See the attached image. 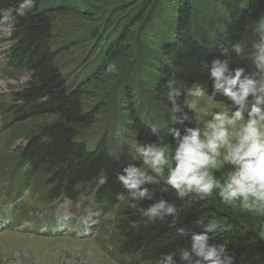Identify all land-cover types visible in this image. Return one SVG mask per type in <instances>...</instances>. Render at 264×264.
Here are the masks:
<instances>
[{
	"label": "trees",
	"instance_id": "trees-1",
	"mask_svg": "<svg viewBox=\"0 0 264 264\" xmlns=\"http://www.w3.org/2000/svg\"><path fill=\"white\" fill-rule=\"evenodd\" d=\"M19 3L0 0V8L15 9ZM70 14L81 26H90L85 31L58 26ZM262 15L264 0H35L5 37L12 44L8 71L25 70L32 80L0 111L7 145L25 139L17 153L0 157V172L12 165L23 169L21 185L34 183L33 190L46 203L63 198L74 203L103 182L94 200L102 213L119 208L112 224L116 247L110 255L120 264H156L161 253L189 245L213 220L218 228L208 233L209 243L224 244L233 264H264V217L252 220L238 205L223 204L216 190L203 200L195 194L178 197L160 177L142 185L151 199L131 201L116 179L124 169L143 163L137 148L172 145L174 132L183 136L197 127L194 111L187 107L193 96L189 89L200 88L235 110L222 93L214 92L210 70L214 61L228 60L226 74L236 69H243L244 76L257 72L250 42L256 40L253 25ZM236 42L245 46L239 57L230 51ZM224 48L229 51L222 54ZM76 50H82L79 59L72 55ZM63 56H72L65 63L74 68L71 82L63 75ZM109 64L115 65L113 72L106 71ZM257 78H264V72ZM173 90L180 93L173 97L175 105L168 98ZM254 101L248 98L245 118ZM260 107L264 110V103ZM25 123L30 126L22 129ZM111 123L121 131L104 132L94 150L78 143L95 126ZM113 137L127 152L129 163L123 167L111 157ZM118 193L124 201L116 199ZM158 200L172 204L175 215L145 223L139 209ZM132 203L137 207H130ZM195 259L173 258L174 264Z\"/></svg>",
	"mask_w": 264,
	"mask_h": 264
},
{
	"label": "clouds",
	"instance_id": "clouds-1",
	"mask_svg": "<svg viewBox=\"0 0 264 264\" xmlns=\"http://www.w3.org/2000/svg\"><path fill=\"white\" fill-rule=\"evenodd\" d=\"M34 2L20 0L15 9L0 8V27L7 28L10 34L18 23L17 18L24 17L33 8ZM253 33L256 40L250 43L254 49L252 55L258 61L257 72L244 76L243 69H236L234 74H226L229 72L228 60L214 61L210 70L214 92L222 93L232 102L235 110L222 106L211 113V119L205 123L203 130L200 127L190 128L183 136L178 131L174 132V146L145 145L137 148L143 157V164L156 176L148 174L143 167H128L123 175H117L116 179L127 191L129 200L151 199L148 189L142 185L157 183L158 178L163 177L164 183L178 197L195 194L203 200L217 190L223 204L236 206L238 202V206L246 212L264 216V110L260 107L264 103V78H257L264 72V15L256 18ZM228 51V48H224L222 54ZM230 51L239 57L244 54L245 46L236 42L231 45ZM114 70V64L106 68L108 72ZM179 94L175 90L169 94L173 105V97ZM188 94L205 95L200 88L189 89ZM250 96L255 101L245 118L244 109ZM187 107L194 110L196 106L188 103ZM173 111L179 109L174 106ZM223 165L230 166V170L218 179L213 170ZM165 169L166 176L163 175ZM168 188L163 190L167 191ZM116 199L124 201L125 196L118 193ZM130 207L136 208L137 205L132 203ZM139 211L146 218L145 223H148L163 221L167 216H174L177 210L172 204L158 200ZM137 226V222L131 223V227ZM217 228L218 224L213 220L203 233L192 236L189 245L161 253L156 264H174L173 258L177 254L185 261L194 256L196 259L190 264H233L224 244L209 243L208 233L215 232ZM261 235L264 236V233Z\"/></svg>",
	"mask_w": 264,
	"mask_h": 264
},
{
	"label": "rangeland",
	"instance_id": "rangeland-1",
	"mask_svg": "<svg viewBox=\"0 0 264 264\" xmlns=\"http://www.w3.org/2000/svg\"><path fill=\"white\" fill-rule=\"evenodd\" d=\"M64 19L61 20L62 24L57 22L58 26L72 27L82 31H85L90 26L89 24L81 26L80 20H76L72 14ZM62 27L61 29H64ZM8 31L7 28L0 27V109L9 107L12 95L23 90L32 80L30 74H27L25 70L11 73L8 71L7 73L1 68V61L7 60V51L12 47L11 43H5ZM81 52L82 50L74 51L72 53L74 59L81 58L83 56ZM64 57H62L60 65H63L64 68L63 75H65L68 82H71L74 68L71 65L67 68L66 64L71 62L72 56ZM89 103H92L91 100ZM189 103L196 106L193 111L197 127H200L202 130L205 123L211 119L213 111L219 110L222 106L226 108L223 103L213 101L205 95H193ZM168 122L169 120L163 123V126H166ZM29 126L28 123H25L21 125V128L26 129ZM94 128L93 131L91 129L89 133L81 136L78 142L86 144L90 150L95 148L97 139L104 132L113 130L118 135L119 132L117 133L116 130L121 131L114 123L101 124L95 130ZM114 141L116 142L115 146H113ZM120 141L119 138L116 140L114 137L111 138L109 148L113 160L120 167H123L129 163V160L126 155L127 152ZM8 142V133L0 134V157L7 154L6 151L10 146L11 150L9 153H17L18 149L24 145L25 139L21 137L7 145ZM172 145L174 146V144ZM134 147L136 148L135 145ZM139 167H143L148 173L155 174L143 163ZM229 170L230 166L223 165L220 169L213 170V174L219 179ZM9 172L10 168L1 170L0 178L2 176L7 177ZM163 175H167V169L164 170ZM33 184L31 183L30 186H27L20 183V195L27 190L24 195L25 203H22V205H29L32 212L28 213V217L31 220H56L57 222L43 221L42 223L48 232H52L53 236H45L44 228L40 225L37 228L30 229L31 225L27 218L17 221L11 220L10 217H8V221L0 219V226H2V230L4 229V231L0 232V264H120L110 255L116 247L113 245L114 241L111 240L113 234L112 224L119 208H114L111 212L101 214L99 208H94L92 198L86 195H82L75 204H72L69 200H63L52 205H47L37 198L33 190ZM11 196L14 199H19L15 191ZM242 211L250 215L252 220L264 217L250 214L243 209ZM80 222L85 223L86 229L81 226ZM64 229L65 231H62ZM36 231H38L39 235L36 234ZM85 234L86 236H84Z\"/></svg>",
	"mask_w": 264,
	"mask_h": 264
}]
</instances>
